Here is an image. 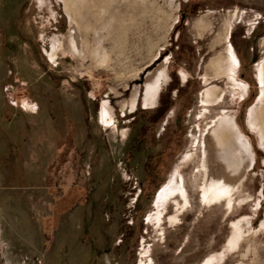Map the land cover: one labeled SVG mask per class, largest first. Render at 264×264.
Instances as JSON below:
<instances>
[{
	"label": "rangeland",
	"instance_id": "obj_1",
	"mask_svg": "<svg viewBox=\"0 0 264 264\" xmlns=\"http://www.w3.org/2000/svg\"><path fill=\"white\" fill-rule=\"evenodd\" d=\"M209 260L264 264V0H0V264Z\"/></svg>",
	"mask_w": 264,
	"mask_h": 264
},
{
	"label": "bare ground",
	"instance_id": "obj_2",
	"mask_svg": "<svg viewBox=\"0 0 264 264\" xmlns=\"http://www.w3.org/2000/svg\"><path fill=\"white\" fill-rule=\"evenodd\" d=\"M68 2V0H67ZM66 3V2H65ZM68 3H66V6H67ZM70 4V3H69ZM73 8V7H72ZM70 10V9H69ZM74 17V16H73ZM76 18V17H74ZM73 19V18H72ZM75 22V20L73 19L72 22ZM76 23V22H75ZM74 23V24H75ZM77 24V23H76ZM76 31V30H75ZM68 45L71 49V51H74L75 53L77 54H80V50H79V43L77 42V33L74 32L72 30V32L70 33L69 37H68ZM61 47L60 43L59 44H55L53 47H52V51L50 52V55L49 57L52 59L55 54H56V51ZM228 60L231 64L235 65L237 63L236 59L232 56V54H230V51L228 53ZM231 65V66H233ZM232 69V68H231ZM230 72V71H229ZM162 77V75L160 76ZM160 77L157 78V80L153 83V85H150L148 86L147 88V96L149 97H153L155 96L156 94V91H157V88L159 87V83H160ZM136 94V93H135ZM221 97L220 94H218V96L215 98L216 100H218L219 98ZM263 97V94L261 93V96L259 97L258 100H260L261 98ZM135 98H134V95L133 97L131 98L130 102L128 104H130L131 106V109L134 107V105L132 104L134 102ZM211 98H210V95L208 92H206V94H204V102L206 104H209L211 102ZM107 112L105 109L102 110V120L107 122ZM251 122V126H253V123H252V115H251V118H250ZM226 125H228V127L231 129L234 128V125L232 124V122L230 121H226ZM261 134H263L261 132ZM244 145V144H243ZM246 149V148H245ZM247 151V150H246ZM178 189L173 185L170 186L167 190H165L162 194H161V198H167L169 196H171L173 193H175V191H177ZM180 191V194H181V197L184 198V192L182 191V189H179ZM231 188L228 184H226L225 181L223 180H216L215 182L212 181L210 182L209 184L205 185L203 187V191H202V199L205 201V202H219L221 199L225 200L226 201V204L225 206L230 209V205H231V196H230V193L231 192ZM234 227V230H233V237L235 240H237V238H239L240 236V227H239V223H236L233 225ZM241 238V237H240ZM239 238V239H240ZM233 245V244H232ZM231 247V246H230ZM211 261L209 260L207 263L209 264Z\"/></svg>",
	"mask_w": 264,
	"mask_h": 264
}]
</instances>
